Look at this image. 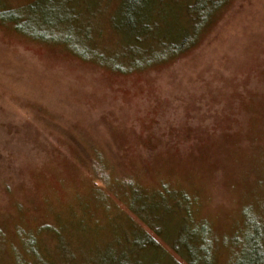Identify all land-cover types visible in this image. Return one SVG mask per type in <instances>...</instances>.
<instances>
[{
	"label": "rangeland",
	"instance_id": "obj_1",
	"mask_svg": "<svg viewBox=\"0 0 264 264\" xmlns=\"http://www.w3.org/2000/svg\"><path fill=\"white\" fill-rule=\"evenodd\" d=\"M213 1L187 51L119 72L62 44L117 57L124 0H0L64 42L0 21V264H187L185 213L212 264L234 259L246 216L264 220V0ZM184 4L154 1L159 24L191 21Z\"/></svg>",
	"mask_w": 264,
	"mask_h": 264
},
{
	"label": "trees",
	"instance_id": "obj_2",
	"mask_svg": "<svg viewBox=\"0 0 264 264\" xmlns=\"http://www.w3.org/2000/svg\"><path fill=\"white\" fill-rule=\"evenodd\" d=\"M154 1L156 0H124L125 9L121 11V19L113 25V30L117 32L121 40V48L119 49L121 52L117 54V57L120 55L118 58L114 55L113 58L105 56L107 53L104 51L98 52L96 49L92 51L89 47L90 44L84 46L88 54H85L83 50H77L75 47L69 48L64 42L62 44L55 41L54 34L47 37L45 35L49 34L44 29L38 26L24 25L23 16H15L10 8H3L4 10L0 12V21L11 23L13 29L24 36L41 41L60 43L71 53L82 59L96 60L114 71L121 72L139 68L154 61H165L187 51L198 42L202 30L211 22L213 14L219 8L213 0H182L185 3V15L190 18L191 21L188 22L193 23V27L191 30L187 27L180 29L181 26H185L184 23L188 22L181 18H174L177 21L178 29L173 31L169 26L164 28L159 24L160 19L156 15L158 13L155 12ZM89 155L87 154L86 157L89 159L90 170L94 177L103 183H108L109 175L106 173V166L102 163L100 157L94 158ZM127 185L132 189V199L140 206L141 201L137 196V188H134L131 180L127 182ZM164 193L168 194L167 192ZM161 196L163 198L162 194ZM175 199V201L173 200L174 204H177L179 198L176 197ZM186 206V204H183V207L186 208ZM246 217H250L247 222L248 228L246 227L242 236L236 238L238 243L240 242V249L228 264H264V220L250 215ZM188 219V215L185 213L180 225V236L179 238L176 236L171 240V247L187 264H212L213 260L207 254L209 248L206 245L204 226H191ZM153 224L155 225L153 231L160 234L158 223L153 222L151 225ZM140 232L142 238L139 248L145 249L151 246L159 251L158 242L155 241L152 234L143 230H140ZM166 242L168 243V241Z\"/></svg>",
	"mask_w": 264,
	"mask_h": 264
}]
</instances>
